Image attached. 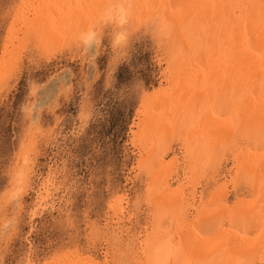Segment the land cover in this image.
<instances>
[{
	"label": "bare ground",
	"instance_id": "obj_1",
	"mask_svg": "<svg viewBox=\"0 0 264 264\" xmlns=\"http://www.w3.org/2000/svg\"><path fill=\"white\" fill-rule=\"evenodd\" d=\"M141 22L152 26L166 56L163 85L145 93L134 126L143 127L133 133L139 175L148 177L142 199L152 213L145 239L135 240L122 226L129 200L114 198L107 264H264V0H21L3 56L13 55L16 39V56L31 43L42 53L87 49L102 40L104 26L123 32ZM4 62L0 81L15 68ZM175 141L184 156L166 164ZM180 168L191 181L174 189ZM201 173L208 180L202 192ZM230 176L232 190L220 186ZM30 177L24 165L18 192L27 193ZM45 185L48 197L53 177Z\"/></svg>",
	"mask_w": 264,
	"mask_h": 264
},
{
	"label": "rangeland",
	"instance_id": "obj_2",
	"mask_svg": "<svg viewBox=\"0 0 264 264\" xmlns=\"http://www.w3.org/2000/svg\"><path fill=\"white\" fill-rule=\"evenodd\" d=\"M20 4L0 0V61L6 62L4 69L9 62L15 67L0 81V264L73 258L78 264H107L114 246L109 208L114 198L129 200L122 226L135 240L144 238L152 210L142 199L148 177L139 175L142 158L133 133L143 127L134 126L145 93H159L163 85L160 38L146 22L120 30L123 34L106 25L102 40L87 49L60 45L59 51L42 53L31 43L16 56V39L13 55L4 57ZM178 143L166 154V164L175 155L183 158ZM24 165L31 176L27 193L16 185ZM224 166L230 169L232 163ZM179 171L171 181L174 189L191 181L186 168ZM201 174L200 192L208 187ZM50 177L48 199L44 188ZM231 178L220 186L226 182L232 190Z\"/></svg>",
	"mask_w": 264,
	"mask_h": 264
}]
</instances>
